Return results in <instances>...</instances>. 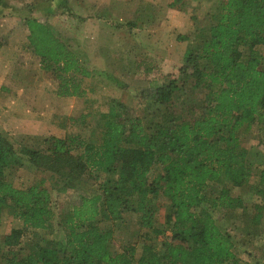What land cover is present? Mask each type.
<instances>
[{
  "label": "trees",
  "instance_id": "obj_1",
  "mask_svg": "<svg viewBox=\"0 0 264 264\" xmlns=\"http://www.w3.org/2000/svg\"><path fill=\"white\" fill-rule=\"evenodd\" d=\"M213 11L209 26L196 28L193 40L198 41V47L187 51L178 69L181 75L194 78L196 85H206V98L211 100L206 114L191 122L171 119L148 129L138 116L127 119L125 107L112 102L108 114L103 115L96 144L67 135L43 139L37 148L22 145L24 148L17 151L11 141L0 136V217L3 207H8L20 222L19 229L4 237L7 250L1 253L0 264H240L228 235L221 233L207 212L196 214L192 210L205 200L203 191L208 184L221 176L236 186L248 184L251 178L238 132L244 125H264V72L256 51L258 44L264 46V0H220ZM25 25L28 45L43 70L54 73L58 81L56 95L85 97L84 83L93 77L92 71L48 27L33 19L25 20ZM244 51L248 55L244 56ZM178 90L172 78L140 96L156 106L169 103ZM72 150H79L77 159H83L82 166L88 172L116 174V183L107 180L99 194L81 197L60 216L57 225L66 231L61 254L59 248L36 247L18 258L10 249L14 241L28 229L50 230L54 212L51 195L43 187L44 176L19 189L5 180L4 170L26 160L23 164L37 172L63 173L66 167L72 171ZM18 156L24 159L18 161ZM157 165L162 166V173L150 181L148 175ZM257 185L262 188L257 193L264 195V167ZM159 189L173 210L171 242L163 252L148 249L139 259L130 247L112 253V233L100 223L119 220L134 204L139 226L159 234L153 227L154 211L149 204ZM215 202L225 210L240 205L226 189ZM258 210L255 218L259 222L262 208Z\"/></svg>",
  "mask_w": 264,
  "mask_h": 264
},
{
  "label": "rangeland",
  "instance_id": "obj_2",
  "mask_svg": "<svg viewBox=\"0 0 264 264\" xmlns=\"http://www.w3.org/2000/svg\"><path fill=\"white\" fill-rule=\"evenodd\" d=\"M109 1L104 2L101 10L94 5V10L87 13L69 6L67 0H58L53 10L47 9L49 0H0V23H3L0 25V46L6 49L13 44L9 37L11 29L22 26L24 20L33 19L61 38L93 73L92 78L85 80V97L58 99V109L74 116L71 120L68 118L65 134L98 143L103 115L108 114L112 102L125 107L127 119L138 116L148 129L171 119L191 122L206 114L211 105V100L206 98V85H196L194 78L181 75L178 69L183 65L187 51L198 47V41L193 40L197 35L196 28L205 30L209 26L213 21L209 22V16L214 15L213 9L220 0H140L136 13L133 11L135 5H132L134 0H111L110 4ZM132 14L136 18H130ZM16 21L19 26L13 24ZM178 29L187 30L186 35L178 34ZM256 51L260 54V69L264 72V46L258 44ZM243 55H248V51H244ZM3 56L10 57L15 67L36 69L37 77H34L38 79L37 85H43L44 89L56 88L58 81L54 73L43 70L39 57L29 45L23 53L18 49L5 52ZM172 78L179 90L169 103L153 106L147 100H141L142 91L166 85ZM11 129L15 133V129ZM238 137L240 145L246 150L245 164L251 169L249 183L236 186L221 176L218 181L208 184L203 191L205 200L192 211L196 214L204 211L211 216L221 233L228 235L240 264H264V226H260L264 223V195L257 193L262 189L257 185V178L264 167V125H244ZM25 142L28 144L29 141ZM11 143L17 151L24 148L18 140ZM79 154V150L71 151L73 170L66 167L63 173L37 172L34 167L23 164L26 160L4 170L5 180L19 189L44 176L43 187L51 195L54 212L50 230L28 229L14 241L10 249L18 258L26 257L36 247L59 248L61 254L66 231L57 225L60 216L79 203L81 197L99 194L107 180L116 183V174L88 172L82 166L83 159H77ZM16 158L18 161L24 159L23 156ZM161 173L162 166H154L148 175L149 180ZM223 189L240 200L238 208L225 210L215 202ZM158 191V196L149 204L154 211L153 227L159 234H151L139 226V214L133 211L134 204L122 212L119 220L100 223L101 228L112 233V253L118 254L130 247L134 250V257L139 259L148 249L163 252L165 245L171 242L172 206L162 196L161 190ZM260 207L261 219L258 222L255 217L259 215ZM19 228L20 222L13 217V210L3 207L0 255L7 250L4 237ZM179 240L174 238V242Z\"/></svg>",
  "mask_w": 264,
  "mask_h": 264
},
{
  "label": "crops",
  "instance_id": "obj_3",
  "mask_svg": "<svg viewBox=\"0 0 264 264\" xmlns=\"http://www.w3.org/2000/svg\"><path fill=\"white\" fill-rule=\"evenodd\" d=\"M57 1L49 0L46 4L47 9L53 10V6L57 4ZM67 1L69 6L73 5L77 10L82 9L87 13L94 10V5L97 6L98 10H101L104 2H106V0ZM116 2L113 1V3ZM140 2V0L132 1V5L136 7L133 8L135 13L140 6ZM168 5L170 6V3ZM130 18H136L135 14H132ZM2 24L0 23L1 26ZM13 24L19 26L17 21ZM22 24L18 28L11 29L9 37L10 40H13V44L9 46L10 48L5 49L0 46V136L11 142L18 140L29 148H37L43 139L49 137L65 138L69 134H65L68 118L71 120L74 116H69L68 111L58 109V99L67 97L56 95L57 83L54 89H44L43 85H37L36 69L27 66L15 67L10 61V57L3 56L5 52H14L18 49L23 53L28 47L26 37L28 36V30L26 29L25 20ZM184 30L178 29L177 32L186 35L187 30ZM81 113L82 111L79 112V114ZM11 128L15 129V133H12ZM25 141H29L28 144ZM36 142L39 144H37V147H33ZM260 226H264V223Z\"/></svg>",
  "mask_w": 264,
  "mask_h": 264
}]
</instances>
